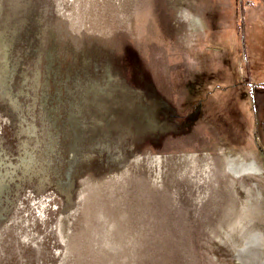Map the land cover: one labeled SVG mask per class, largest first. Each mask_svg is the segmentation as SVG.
<instances>
[{
	"label": "rangeland",
	"instance_id": "1",
	"mask_svg": "<svg viewBox=\"0 0 264 264\" xmlns=\"http://www.w3.org/2000/svg\"><path fill=\"white\" fill-rule=\"evenodd\" d=\"M0 264H264V0H0Z\"/></svg>",
	"mask_w": 264,
	"mask_h": 264
},
{
	"label": "water",
	"instance_id": "2",
	"mask_svg": "<svg viewBox=\"0 0 264 264\" xmlns=\"http://www.w3.org/2000/svg\"><path fill=\"white\" fill-rule=\"evenodd\" d=\"M41 54H39L38 58L36 59V63L37 64H41L42 61H41ZM34 74L40 79L42 77L41 75V68L39 67V69H37V65H36V69H35V72ZM172 115V114H169L167 118H169V116ZM169 120V119H168ZM159 120V127L156 126L155 130L158 131L159 129H161L162 131H167L169 130V128L173 127L174 126V123L171 121V120ZM171 126V127H170Z\"/></svg>",
	"mask_w": 264,
	"mask_h": 264
},
{
	"label": "bare ground",
	"instance_id": "3",
	"mask_svg": "<svg viewBox=\"0 0 264 264\" xmlns=\"http://www.w3.org/2000/svg\"><path fill=\"white\" fill-rule=\"evenodd\" d=\"M157 158H159V157H157Z\"/></svg>",
	"mask_w": 264,
	"mask_h": 264
}]
</instances>
